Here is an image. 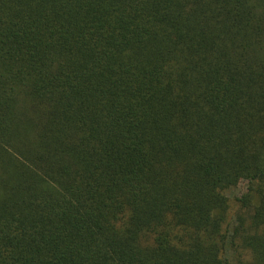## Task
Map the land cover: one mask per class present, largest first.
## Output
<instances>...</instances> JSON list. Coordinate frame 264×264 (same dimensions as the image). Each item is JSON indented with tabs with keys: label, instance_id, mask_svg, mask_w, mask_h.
Segmentation results:
<instances>
[{
	"label": "trees",
	"instance_id": "obj_1",
	"mask_svg": "<svg viewBox=\"0 0 264 264\" xmlns=\"http://www.w3.org/2000/svg\"><path fill=\"white\" fill-rule=\"evenodd\" d=\"M0 264H264V0H0Z\"/></svg>",
	"mask_w": 264,
	"mask_h": 264
},
{
	"label": "rangeland",
	"instance_id": "obj_2",
	"mask_svg": "<svg viewBox=\"0 0 264 264\" xmlns=\"http://www.w3.org/2000/svg\"><path fill=\"white\" fill-rule=\"evenodd\" d=\"M244 188H245V185L241 184L239 186V188L231 190V191L228 192V195H229V197L231 199V203H232L233 206H234V203H235V198L238 196V194H240V193H242L244 191Z\"/></svg>",
	"mask_w": 264,
	"mask_h": 264
}]
</instances>
